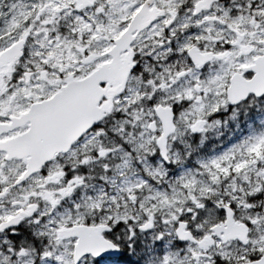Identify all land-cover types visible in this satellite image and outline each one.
<instances>
[{
    "label": "snow or ice",
    "instance_id": "obj_1",
    "mask_svg": "<svg viewBox=\"0 0 264 264\" xmlns=\"http://www.w3.org/2000/svg\"><path fill=\"white\" fill-rule=\"evenodd\" d=\"M0 264H264V0H0Z\"/></svg>",
    "mask_w": 264,
    "mask_h": 264
}]
</instances>
